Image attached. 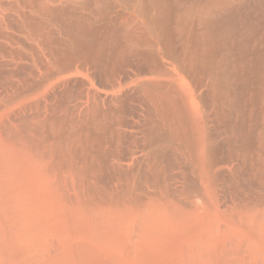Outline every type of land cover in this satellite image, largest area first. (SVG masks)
<instances>
[{"label": "bare ground", "instance_id": "obj_1", "mask_svg": "<svg viewBox=\"0 0 264 264\" xmlns=\"http://www.w3.org/2000/svg\"><path fill=\"white\" fill-rule=\"evenodd\" d=\"M0 264H264V0H0Z\"/></svg>", "mask_w": 264, "mask_h": 264}]
</instances>
